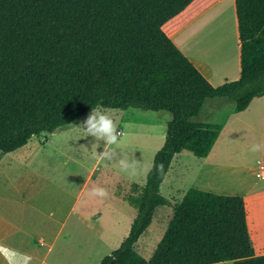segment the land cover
I'll list each match as a JSON object with an SVG mask.
<instances>
[{"label":"trees","instance_id":"16d2710c","mask_svg":"<svg viewBox=\"0 0 264 264\" xmlns=\"http://www.w3.org/2000/svg\"><path fill=\"white\" fill-rule=\"evenodd\" d=\"M193 0H0V151L50 133L99 108L165 110L163 163L137 194V214L120 246L99 264H212L252 256L242 196L188 188L171 203L160 185L175 154L211 151L222 124L194 121L209 98L234 111L264 95V0H234L240 76L214 85L163 29ZM173 214L146 259L134 244L155 209Z\"/></svg>","mask_w":264,"mask_h":264},{"label":"crops","instance_id":"0c3cea01","mask_svg":"<svg viewBox=\"0 0 264 264\" xmlns=\"http://www.w3.org/2000/svg\"><path fill=\"white\" fill-rule=\"evenodd\" d=\"M224 1L193 0L163 25L167 35L214 85L238 79L241 72L235 3L234 0H227L226 6H223ZM259 108L264 110V95L255 97L240 112H235L234 103H231L228 120H224L211 151L207 156L199 157L202 160L197 164L199 178L194 181L198 188L206 191H214V179L218 173L227 170L226 164L230 174H235L229 194H237L244 199L248 231L255 249L252 256L218 264H264V177L257 175L260 166L256 168V179L251 172H245L244 165H237V159H226L223 152L226 143L221 139L222 131L226 130L233 117L248 112L251 121H258L254 118H259L255 112ZM58 130L35 135L12 152L0 151V244L32 256L33 264L46 262L62 227L78 211L83 195L96 174V164L84 172V164L77 162L66 173L61 171L60 160L58 166L54 165L53 158L58 157L56 153L60 147L58 142H49V137L56 136ZM42 145H49L51 149L46 151ZM183 194L184 191L181 196ZM125 199L129 203L126 196ZM105 206H109V200H100L89 191L81 210L95 211L92 207H99L100 211H108L102 208ZM71 227L92 229L93 224L85 215L79 214L71 222ZM0 264H5L2 257Z\"/></svg>","mask_w":264,"mask_h":264},{"label":"rangeland","instance_id":"374dc122","mask_svg":"<svg viewBox=\"0 0 264 264\" xmlns=\"http://www.w3.org/2000/svg\"><path fill=\"white\" fill-rule=\"evenodd\" d=\"M226 4L227 0L224 1L223 6ZM231 103L233 104L225 98H209L202 105L199 114L194 117V121L223 124L224 120H228ZM101 109L117 120L119 130L122 132L119 145L113 146L117 154L113 156L111 162L96 157V152H101L105 145L103 142H97L91 137H86L83 127L79 126L91 111L82 114L69 126L59 129L56 136L49 137V142H58L60 150L56 153L58 157L53 158L55 159L54 165L58 166L60 160L62 163L61 171L64 173L73 168L77 162L79 165L84 164V172L95 164L97 168L96 174L83 195L78 211L62 227L58 241L48 254L46 262L42 264H99L102 257L120 246L123 239L128 235L130 225L137 214L136 208L127 202L125 196L137 194L132 189V184L142 185L146 178L127 176L120 170L115 160L119 158V153H126L133 155L136 159H141L146 164L150 163L156 151L164 143L167 122L172 117L171 113L165 110L152 111L137 107ZM255 112L259 118L255 117L254 119L258 121H251L248 112L233 117L226 130L222 131L221 139L226 143L223 149L224 157L237 159V165H244L245 172H251L257 179L256 168L260 166L259 169L261 170V166L264 165V110L259 108ZM97 143L100 144L98 148ZM254 144L261 146L259 151L253 152L251 150ZM42 147L46 151L51 149L49 145L46 147L42 145ZM40 160H43V156L42 158L40 156ZM201 160L188 150L177 153L172 159L170 168L160 185L161 193L171 203L179 201L182 192L188 188L199 187L194 180L199 178L196 171L197 164ZM225 167L229 171L223 170L217 174L213 184L214 191L210 192L229 194L232 191L231 183L235 181V174L232 173L233 176L230 174V168L228 169L227 164ZM98 185H101V188H104L108 193L106 197L100 198V200H109V206L102 207L103 209L107 208L108 211H100L101 208L99 207H92L95 211L81 210L87 193L93 188H97ZM171 203L160 205L155 209L150 224L134 244V249L146 259L151 257L172 217L173 207ZM79 214L85 215L91 221L92 229L89 227L81 229L71 227V222ZM16 226L19 228L18 224ZM68 237L69 241H67Z\"/></svg>","mask_w":264,"mask_h":264},{"label":"clouds","instance_id":"9594fccd","mask_svg":"<svg viewBox=\"0 0 264 264\" xmlns=\"http://www.w3.org/2000/svg\"><path fill=\"white\" fill-rule=\"evenodd\" d=\"M79 126L83 127L86 137H91L97 142H103L105 145L101 152H96V157L100 160L111 162L113 156L117 154L113 146L119 145L122 135L117 120L106 111L97 107L91 110L90 114ZM98 147H100L99 143H97ZM260 148V145L254 144L251 150L256 152ZM115 161L120 170L129 177L143 176L147 178L154 171L158 175L164 170V164L162 162L157 164L154 158L150 163L146 164L141 159L134 158L133 155L119 153V158ZM91 194L100 198L108 195L104 188H93ZM0 257L3 258L5 264H33L32 256L4 244H0Z\"/></svg>","mask_w":264,"mask_h":264},{"label":"built area","instance_id":"2783aa9c","mask_svg":"<svg viewBox=\"0 0 264 264\" xmlns=\"http://www.w3.org/2000/svg\"><path fill=\"white\" fill-rule=\"evenodd\" d=\"M258 175L264 177V167L263 166H261V170L258 173Z\"/></svg>","mask_w":264,"mask_h":264}]
</instances>
